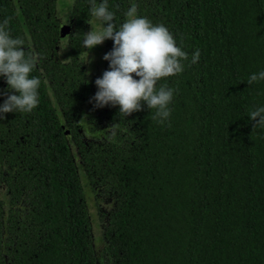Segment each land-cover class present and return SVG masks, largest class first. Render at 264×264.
<instances>
[{
    "label": "trees",
    "instance_id": "obj_1",
    "mask_svg": "<svg viewBox=\"0 0 264 264\" xmlns=\"http://www.w3.org/2000/svg\"><path fill=\"white\" fill-rule=\"evenodd\" d=\"M133 3L189 56L159 82L175 90L164 123L143 102L129 117L94 106L110 69L79 60L89 0L66 21L67 59L57 0H0L42 81L36 109L0 119V264H264V129L249 117L264 80L247 84L264 71V0H108L117 26Z\"/></svg>",
    "mask_w": 264,
    "mask_h": 264
},
{
    "label": "clouds",
    "instance_id": "obj_2",
    "mask_svg": "<svg viewBox=\"0 0 264 264\" xmlns=\"http://www.w3.org/2000/svg\"><path fill=\"white\" fill-rule=\"evenodd\" d=\"M89 3L90 15L100 27L91 26L92 30L83 34V48L91 50L106 40L114 42L112 51L103 57L109 62L110 70L95 81L98 91L92 98L94 106L118 105L120 117H129L143 111V102L155 110L153 119L160 123L168 121L175 90L159 82L182 74L183 62L189 60L188 53L177 46L174 35L165 25L153 24L148 18L139 16L136 3L125 13L126 20L119 26L114 23L115 13L109 10L108 0L102 3L89 0ZM10 22L11 17L0 22V77L6 78L9 90L19 95L7 96L0 105V119L6 118L8 113H31L36 109L42 83L39 77L32 75L41 55L33 49L25 50L23 38H13ZM88 23L92 24L91 21ZM200 56L197 49L191 64L198 63ZM262 80L264 71L251 74L247 84L250 86ZM249 117L255 122L253 130L264 129V106L254 108Z\"/></svg>",
    "mask_w": 264,
    "mask_h": 264
},
{
    "label": "rangeland",
    "instance_id": "obj_3",
    "mask_svg": "<svg viewBox=\"0 0 264 264\" xmlns=\"http://www.w3.org/2000/svg\"><path fill=\"white\" fill-rule=\"evenodd\" d=\"M74 0H57V11L58 15L62 18L63 22L65 23L70 16L71 8L73 6ZM92 27L99 28V26L93 20ZM92 28L90 27V31ZM63 59L70 58L69 56V49L68 43L63 46ZM85 61L87 62L86 71L89 77L93 75H98L103 68V45L96 46L95 48L85 50L84 55ZM94 237L96 244H99L100 235H99V228L96 224H94Z\"/></svg>",
    "mask_w": 264,
    "mask_h": 264
},
{
    "label": "flooded vegetation",
    "instance_id": "obj_4",
    "mask_svg": "<svg viewBox=\"0 0 264 264\" xmlns=\"http://www.w3.org/2000/svg\"><path fill=\"white\" fill-rule=\"evenodd\" d=\"M65 24H68V23L65 22V23L62 24V25H65ZM69 26H70V25H69ZM28 34H29V33H28ZM69 35H70V34H69ZM69 35L66 36L65 38H62L63 41H64L63 46H65V45L68 43ZM32 43H33V42H32L31 40L25 42V50H27V49H33V50H34L35 48L33 47ZM68 44H69V43H68ZM80 50H82V51H81V56L79 57V60H80L81 62H85V64H87V62L85 61V58H84L85 50H86V49L83 48V43H82V47H81ZM69 56L72 58V54L69 53ZM0 78L2 79V82H3V83H6V78H4V77H0ZM6 97H7V93H6L5 90H3L2 94H1L0 101L4 102V101L7 99ZM66 134H67V136H68V133H66Z\"/></svg>",
    "mask_w": 264,
    "mask_h": 264
},
{
    "label": "water",
    "instance_id": "obj_5",
    "mask_svg": "<svg viewBox=\"0 0 264 264\" xmlns=\"http://www.w3.org/2000/svg\"><path fill=\"white\" fill-rule=\"evenodd\" d=\"M59 32H60L61 38H65L66 36L70 34L71 27L68 24L61 25Z\"/></svg>",
    "mask_w": 264,
    "mask_h": 264
}]
</instances>
